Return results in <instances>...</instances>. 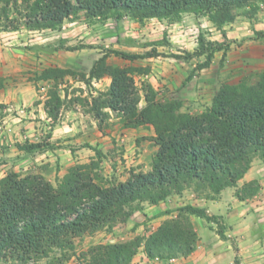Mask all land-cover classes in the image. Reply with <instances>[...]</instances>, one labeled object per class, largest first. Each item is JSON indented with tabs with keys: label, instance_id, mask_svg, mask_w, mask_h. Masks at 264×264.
Segmentation results:
<instances>
[{
	"label": "trees",
	"instance_id": "1",
	"mask_svg": "<svg viewBox=\"0 0 264 264\" xmlns=\"http://www.w3.org/2000/svg\"><path fill=\"white\" fill-rule=\"evenodd\" d=\"M261 3L264 0H0V26L5 31L22 27L30 31L58 30L68 19L81 15L89 21L115 17L140 23L153 18L177 22L184 14L193 13L222 29L235 21L238 10L248 9L254 14ZM257 34L264 38L263 31ZM199 41L200 47L183 57L203 56L198 69L210 67L218 51L224 50L223 58L226 56L227 48L222 43L207 40L203 34ZM112 54L135 61L155 57L157 52L108 49L89 73L50 66L36 73L33 80L54 81L45 107L55 125L68 101V95L60 93V82L66 77L84 82L111 78L107 90L91 99H75L85 105L101 131L110 125L112 113L119 116L125 128L153 126L157 150L151 169L134 170L125 181L110 178L102 169L104 152L87 144L95 156L70 166L56 184L40 174L10 170L0 178V262L40 264L59 250L74 252L75 264H130L143 245L151 258L186 256L199 242L189 215L218 224L217 232L226 237L221 216L210 214L205 207L186 204L178 209L177 216L165 219L146 238L92 245L76 254L78 239L127 222L136 210L144 209L145 203L158 205L193 186L198 194L216 199L223 190L238 186L256 157L264 160V70L256 82L243 79L223 83L210 106L191 113L182 111L180 99H161L152 84L138 86L135 76L149 74L151 67L117 66L109 60ZM5 86V78L0 77V89ZM50 137L16 146L26 153L55 149ZM254 185L244 188H248L246 195L255 194ZM238 196L244 197L240 193ZM69 258L65 254L59 264ZM235 263L241 264L238 257Z\"/></svg>",
	"mask_w": 264,
	"mask_h": 264
},
{
	"label": "rangeland",
	"instance_id": "2",
	"mask_svg": "<svg viewBox=\"0 0 264 264\" xmlns=\"http://www.w3.org/2000/svg\"><path fill=\"white\" fill-rule=\"evenodd\" d=\"M260 5V9L254 14L250 13L248 9L238 10L235 21L226 24L222 29L213 26L206 17L197 16L193 13L184 14L182 19L177 22L148 19L140 23L129 18L118 20L115 17L89 21L85 19L84 15H81L79 18L68 19L58 30L30 31L22 27L17 31H5L0 26V42L2 44L9 42L6 47L35 51L33 54L35 58L29 57L27 54H25V59L13 55L14 59L26 62L31 59L32 61L35 60L36 63H31L35 66L31 70L8 77V83L15 84L22 81L23 78H27V81L36 82L37 85L40 83L41 86H38V88L41 90L40 94L44 95L46 105L49 90L54 85V81L33 80L36 73L41 72L44 68L60 66L89 73L94 62L102 57L108 49L141 54L155 50L157 55L152 58L128 61L119 55L112 54L109 60L117 66L151 67L149 74H137L135 76L136 83L140 88L150 83L157 90L161 99H180L183 101V112L199 113L210 106L214 95L223 83H237L243 79L256 82L258 74L264 70V38L259 37L257 34L259 31L264 32V28L262 30H256L255 28V24L259 20H264V3ZM201 34L205 35L207 40L218 41L227 48L224 58V50L218 51L211 66L204 69L197 68L204 61L203 56L183 58L187 53H194L200 47L199 36ZM190 74H193V76L187 81L186 79ZM109 85L105 83L104 78L84 82L73 77H66L60 82L59 90L62 96L68 95V101L61 112L59 120L63 115H66V117H69L70 122L79 123V130L71 131V133H75L70 137L71 140H75L74 144L70 143L69 146L65 144L64 151L60 150L53 156L54 159L58 157V160H54L52 166L49 164H33L28 159L22 161L21 154H14V151L7 150V154H12L9 157L14 158V160L7 162L0 159V165L7 164L0 167V174L3 171L9 172L10 170L23 174H40L56 184L62 176L55 174L54 170L56 166L60 169L61 160L64 161V166L67 164L72 166L78 161H89L95 156V152L85 145H99L97 142L100 137L98 135V122L87 112L85 105L75 98L88 97L91 99L92 96L98 95L99 91L107 90ZM144 104L145 101L142 100L141 106H144ZM4 108L5 106L0 104L2 131L8 130V124L13 123L12 119L18 116L17 110L13 109L8 113H4ZM25 109L27 110L28 107ZM118 118L117 114L112 113L109 120L110 125L106 130L113 129L119 123L121 124L117 120ZM47 131L48 134L46 133L43 139H46L51 129L48 128ZM148 138L150 137L139 138L137 143L146 142ZM59 141L61 140H55V145ZM70 146L75 147L73 148L74 154ZM155 146V142L150 143L146 152L143 148H133L132 152H127L123 149V145L115 148H102L104 151V157L102 158L103 173L110 178L125 181L134 170L149 171L157 150H155ZM56 147L61 148V145H56ZM125 152H127L126 156H124ZM32 157L34 156L32 155ZM256 159L260 162L264 161L260 157H256ZM140 160H142L140 163H142L143 168L137 170L140 167L138 166ZM252 183L255 184L253 187L257 189L256 194L260 188L257 181L249 182L240 188H237L239 184L237 187L231 188L235 190L234 194L238 195L240 193L242 196L247 197L249 196L246 195L248 188H244ZM209 200L215 199H207L205 196L198 194L193 186L187 188L183 193L172 195L166 201L168 205L163 206L166 207L164 210L158 206L150 208L152 205L145 203L144 209L136 210L127 222H117L93 235H85L78 239L76 254L92 245L125 242L136 237L146 238L165 220L157 219L165 212L171 214L167 218L175 217L178 215L180 207L186 204L199 206L204 201ZM194 218L197 219L198 222L196 223L198 225H195L192 221ZM188 219L195 229L199 226L206 233H208L209 228L214 229L216 232L219 229L218 224L209 223L208 221L207 223L206 219L198 220L200 217L195 215H189ZM222 221L226 225V237L224 239L231 240L235 245L236 236L232 234L229 225L224 220H220V222ZM200 240L201 237L199 236ZM141 248H144V245ZM65 254L70 258L65 260L64 264H75L77 262V255L74 252L65 253L58 250L40 264H59V260ZM160 259L174 263L169 260L170 258ZM0 264L13 263L0 262Z\"/></svg>",
	"mask_w": 264,
	"mask_h": 264
},
{
	"label": "crops",
	"instance_id": "3",
	"mask_svg": "<svg viewBox=\"0 0 264 264\" xmlns=\"http://www.w3.org/2000/svg\"><path fill=\"white\" fill-rule=\"evenodd\" d=\"M255 28L256 30H262L264 28V20H259L255 24ZM8 43L2 44L0 42V77L5 78L6 85L5 88L0 89V104L5 106L4 113L15 109L18 116L12 119L13 123L10 122L8 124V130L2 131L1 128L3 126L0 125V159L7 162L14 160V158L9 157L12 154H7V150H11L14 151V154H21L23 157L22 161L28 159L33 164H49L52 166V162L58 160V157L54 159L53 156L60 150L64 151L65 144L67 146L70 143L74 144L75 140H71L70 137L75 133H71V131L79 130V123L70 122L69 117L63 115L58 124H53V120L48 115L45 107L44 95L40 94L41 90L38 88V86H41L40 83L37 85L36 82L27 81V78H23L22 81H18L15 84L8 83V77L31 70L35 68L31 63H36L35 60L32 61L31 59H29V62L14 59L13 55L25 59V54L35 58L33 55L35 51L9 48L6 47ZM104 79L105 83L109 85L111 78L106 77ZM26 107H28L27 110L25 109ZM117 120L120 121V118ZM48 128L51 129L49 131L51 137L48 140L55 143V140L60 139L61 141L56 142V145H61V148L56 147L55 149L34 153H26L17 148V143H23L27 140L33 142L41 141L45 134H48ZM98 135L100 136L97 139L99 145H91L101 150L102 148H115L123 145V149L127 152L142 148L146 152L148 145L154 142L152 137L155 135V131L151 125L139 128H125L119 123L113 129L106 131H101L98 128ZM142 137L150 138L146 142L137 143V140ZM68 148L66 149L69 150ZM73 148L75 147L70 146L74 154ZM156 149L157 146H155ZM127 152H125L124 156L127 155ZM63 162V160L60 161V169L58 166L55 167V174L63 176L67 172L70 165L64 166ZM140 162L142 160L138 162L140 167L137 170L143 168ZM6 165L3 164L0 167ZM6 173L4 171L1 172L0 178ZM252 181H257L260 185L258 193L253 196L241 198L234 194L235 190L230 187L223 190L218 199L204 201L203 204L199 205L205 207L210 214L222 217L229 225L232 234L236 236L235 245L231 240L221 237L214 229L209 228L208 233H206L202 231L201 227L197 226L196 229L201 240L196 250L191 254L180 256L174 263H169L166 260L149 257L145 249L141 248L130 264H236L235 260L237 257L241 264H264V161H257L256 158L250 170L239 181L237 188ZM167 205V202H162L158 205H152L150 208L158 206L164 210L166 207L163 206ZM148 215L150 216L149 213ZM170 215L165 212L157 219L164 220ZM203 219L200 218L198 220ZM192 221L195 225L198 222L195 218Z\"/></svg>",
	"mask_w": 264,
	"mask_h": 264
},
{
	"label": "built area",
	"instance_id": "4",
	"mask_svg": "<svg viewBox=\"0 0 264 264\" xmlns=\"http://www.w3.org/2000/svg\"><path fill=\"white\" fill-rule=\"evenodd\" d=\"M153 20H158L156 18H153ZM156 259H160L159 257H156ZM171 262H175L176 261V258L175 257H172L169 259Z\"/></svg>",
	"mask_w": 264,
	"mask_h": 264
}]
</instances>
